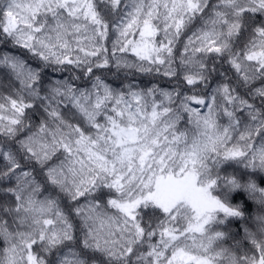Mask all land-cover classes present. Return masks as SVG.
<instances>
[{
    "label": "snow or ice",
    "instance_id": "snow-or-ice-1",
    "mask_svg": "<svg viewBox=\"0 0 264 264\" xmlns=\"http://www.w3.org/2000/svg\"><path fill=\"white\" fill-rule=\"evenodd\" d=\"M0 264H264V0H0Z\"/></svg>",
    "mask_w": 264,
    "mask_h": 264
}]
</instances>
